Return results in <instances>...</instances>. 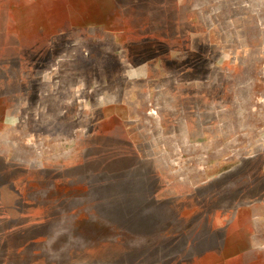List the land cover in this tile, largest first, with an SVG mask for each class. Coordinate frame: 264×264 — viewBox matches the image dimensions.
I'll return each instance as SVG.
<instances>
[{"label":"rangeland","instance_id":"1","mask_svg":"<svg viewBox=\"0 0 264 264\" xmlns=\"http://www.w3.org/2000/svg\"><path fill=\"white\" fill-rule=\"evenodd\" d=\"M264 0H0V264H264Z\"/></svg>","mask_w":264,"mask_h":264},{"label":"crops","instance_id":"2","mask_svg":"<svg viewBox=\"0 0 264 264\" xmlns=\"http://www.w3.org/2000/svg\"><path fill=\"white\" fill-rule=\"evenodd\" d=\"M257 43H258V44H262V45H264V40H263V38L260 39L259 41H257ZM257 50H260L261 54L264 55V46H262V47L260 46L259 48H257Z\"/></svg>","mask_w":264,"mask_h":264}]
</instances>
